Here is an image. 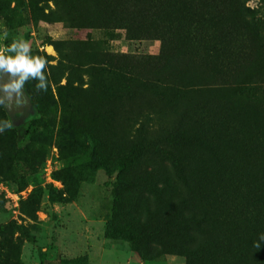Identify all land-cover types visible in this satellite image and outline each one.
<instances>
[{
  "label": "trees",
  "instance_id": "16d2710c",
  "mask_svg": "<svg viewBox=\"0 0 264 264\" xmlns=\"http://www.w3.org/2000/svg\"><path fill=\"white\" fill-rule=\"evenodd\" d=\"M248 1L27 0L34 22L102 30L107 38L119 30L130 41L159 42L152 57L102 56L113 68L178 88L211 89L208 97L116 125L115 109L92 79L70 81L78 69L64 51L67 42L49 40L58 54L50 68L61 72L53 74L60 105L55 144L68 162L53 172L62 185L58 198L75 197L80 182L92 183L98 170L115 175L104 236L129 243L145 261L174 255L185 264H264V15ZM8 7L0 0V14ZM85 57L92 63L97 53L91 47ZM103 87L104 95L112 93ZM32 103L48 115L42 100ZM0 119H6L3 106ZM38 155L12 144L11 167L22 169ZM17 180L21 190L27 186L24 177ZM43 193L34 188L21 213L32 217ZM5 232L1 228L0 236ZM5 261L0 246V264Z\"/></svg>",
  "mask_w": 264,
  "mask_h": 264
},
{
  "label": "rangeland",
  "instance_id": "374dc122",
  "mask_svg": "<svg viewBox=\"0 0 264 264\" xmlns=\"http://www.w3.org/2000/svg\"><path fill=\"white\" fill-rule=\"evenodd\" d=\"M7 2V14H0V32L8 31L9 39L0 40V50L12 38H23L29 42L33 55L42 56L44 52L53 59L45 58L48 90L37 91V81L29 80L23 89L29 103L19 110L6 112V119L11 120L13 128L7 135L0 134V229H6L0 236V246L6 252L5 264H41L42 261L44 264H60L61 260L75 258L84 259L86 264H185L182 257L174 255L145 261L129 243L105 238L112 199L111 183L115 175L108 177L103 170H98L92 183L80 182L75 197L64 201L58 198L57 191L62 190V185L53 179V172L66 167L68 162L61 159L55 144L60 105L53 74L60 75L61 72L50 68L56 65L58 54L49 45V40L67 42L64 51L78 69L70 75V81H76L80 75L85 82L92 79L96 90L115 109L116 125L133 115L167 111L176 103L208 97L211 89L178 88L168 80L148 81L126 70L113 68L102 57L108 53L129 55L135 59L156 56L159 52L157 41H130L119 30L111 33L112 38H107L102 30L34 22L27 0ZM245 5L254 9L256 14L264 15V0H250ZM91 47L97 58L89 63L85 55ZM63 83L65 79L61 81ZM103 85L110 87L112 93L104 95L106 89ZM37 99L42 100L48 109L44 118L33 106V100ZM12 144L19 150L39 153L37 160L22 169H13L9 158ZM84 160L86 158L77 160L73 165ZM49 171L52 181L48 178ZM20 176L27 181L22 190L17 180ZM50 186L55 192H50ZM36 187H42L44 193L38 211L27 217L21 213V203Z\"/></svg>",
  "mask_w": 264,
  "mask_h": 264
},
{
  "label": "clouds",
  "instance_id": "9594fccd",
  "mask_svg": "<svg viewBox=\"0 0 264 264\" xmlns=\"http://www.w3.org/2000/svg\"><path fill=\"white\" fill-rule=\"evenodd\" d=\"M9 39L8 31L0 32V40ZM47 60L43 56L33 55L32 48L23 38H12L2 50H0V74L8 73L9 80L0 84V107L7 101H13L17 107L26 103L23 89L29 80L37 81V91H47L49 87L46 75ZM13 128L9 119H0V134ZM259 241L264 242V233L259 235ZM259 247V244H257Z\"/></svg>",
  "mask_w": 264,
  "mask_h": 264
},
{
  "label": "water",
  "instance_id": "95a60500",
  "mask_svg": "<svg viewBox=\"0 0 264 264\" xmlns=\"http://www.w3.org/2000/svg\"><path fill=\"white\" fill-rule=\"evenodd\" d=\"M8 80H9V74H8V73H2V74H0V84H2V83H6V82H8ZM22 91H23V93H24V99H25V101H26V103L23 104V105H26V104L29 103V99H28L27 95L25 94L24 90H22ZM0 95H3V93L0 92ZM14 104H15L14 101H13L11 104H9V103L6 101L5 104L3 105V108H4L5 111L8 113V112H10V109H11V107H12ZM23 105H22V106H23Z\"/></svg>",
  "mask_w": 264,
  "mask_h": 264
},
{
  "label": "flooded vegetation",
  "instance_id": "af4514ba",
  "mask_svg": "<svg viewBox=\"0 0 264 264\" xmlns=\"http://www.w3.org/2000/svg\"><path fill=\"white\" fill-rule=\"evenodd\" d=\"M23 106H25V105H23ZM23 106L21 105V106L17 107V106L14 104V105L11 107L10 112L15 111V110H19V109H21V107H23Z\"/></svg>",
  "mask_w": 264,
  "mask_h": 264
},
{
  "label": "built area",
  "instance_id": "2783aa9c",
  "mask_svg": "<svg viewBox=\"0 0 264 264\" xmlns=\"http://www.w3.org/2000/svg\"><path fill=\"white\" fill-rule=\"evenodd\" d=\"M50 173H51V171L48 172V174H49V175H48V178H49L50 181H52V180L50 179Z\"/></svg>",
  "mask_w": 264,
  "mask_h": 264
}]
</instances>
